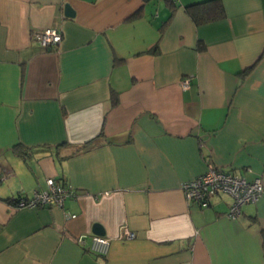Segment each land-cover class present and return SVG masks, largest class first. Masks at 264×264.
<instances>
[{
    "label": "crops",
    "instance_id": "crops-1",
    "mask_svg": "<svg viewBox=\"0 0 264 264\" xmlns=\"http://www.w3.org/2000/svg\"><path fill=\"white\" fill-rule=\"evenodd\" d=\"M198 1L0 0V264H264V193L230 217L181 188L209 164L264 183V0ZM48 177L62 204L15 206Z\"/></svg>",
    "mask_w": 264,
    "mask_h": 264
},
{
    "label": "built area",
    "instance_id": "built-area-1",
    "mask_svg": "<svg viewBox=\"0 0 264 264\" xmlns=\"http://www.w3.org/2000/svg\"><path fill=\"white\" fill-rule=\"evenodd\" d=\"M176 2L177 0H172ZM32 37L46 49H56L62 39L61 31L56 27H45L33 31ZM182 88L190 86V78L184 77L181 80ZM181 188L188 202L196 203L200 207L209 205V200L215 194L224 193L231 197V204L227 211L230 217H236L242 205L255 202L264 193L262 178L257 176L251 180L237 172L223 171L209 164L208 169L191 180L181 183ZM72 193L67 187L58 185L54 178L46 179V187L38 188L30 197L20 196L15 201L16 207L22 206H43L60 205L63 199ZM127 238H132L134 233L125 230ZM78 242H84L85 237L79 236ZM109 246V239L104 236L93 235L90 248L97 253H105Z\"/></svg>",
    "mask_w": 264,
    "mask_h": 264
},
{
    "label": "trees",
    "instance_id": "trees-1",
    "mask_svg": "<svg viewBox=\"0 0 264 264\" xmlns=\"http://www.w3.org/2000/svg\"><path fill=\"white\" fill-rule=\"evenodd\" d=\"M171 5L175 4L172 0H167ZM221 0H201L187 6V11L190 13L195 22H204L217 18L222 12ZM219 10V12H217ZM20 196L16 195L12 201H17ZM264 234V230H262Z\"/></svg>",
    "mask_w": 264,
    "mask_h": 264
},
{
    "label": "water",
    "instance_id": "water-1",
    "mask_svg": "<svg viewBox=\"0 0 264 264\" xmlns=\"http://www.w3.org/2000/svg\"><path fill=\"white\" fill-rule=\"evenodd\" d=\"M64 14L66 16H72L73 15V10L68 3H66L64 5ZM93 231L95 232V234H103V231L98 224L94 225Z\"/></svg>",
    "mask_w": 264,
    "mask_h": 264
}]
</instances>
